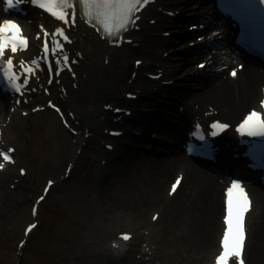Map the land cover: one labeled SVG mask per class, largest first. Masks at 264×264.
Wrapping results in <instances>:
<instances>
[{
	"label": "bare ground",
	"instance_id": "bare-ground-1",
	"mask_svg": "<svg viewBox=\"0 0 264 264\" xmlns=\"http://www.w3.org/2000/svg\"><path fill=\"white\" fill-rule=\"evenodd\" d=\"M199 2H201V0ZM157 5L158 7H164L165 10L168 11H180V17L186 22L200 13L211 11V8L208 7V5H197L193 7L191 6V1L159 0ZM157 9L158 8L154 9L153 7H150L145 12L143 15L144 20L140 24L142 27L141 33L135 32L130 37V39L135 40V43L131 46L124 47L121 50L112 49L106 43L102 42L92 30H88L87 27H84V25L81 24L79 32H75L73 34V37L77 39V43L71 48L74 51H80L85 60L83 63L81 61L82 64L80 66L75 67L77 80L80 84L79 91H73L68 88L69 94L66 101L55 98L56 103L61 107L66 109L72 107L76 110L77 114L80 116V118L76 120L80 121V127L89 128L90 132L88 133L101 135L102 127L111 126V116L113 115L112 113H107L104 110L102 111L101 102L108 99L111 103L119 105L115 108H122L120 106L127 104V100L125 99L127 92H125V89L130 88L132 91H137L139 88L146 85V90L148 91L146 95L149 98H153L154 103H144V101L142 102V99L138 103L132 104V106H134L133 108H135L136 117L126 121L129 126L125 129L121 128L122 131H125L124 139L122 138L123 140L120 142H118L119 140H114V143L120 147V150H122V154H120L118 158L111 157L109 160L112 164L117 166V170L120 171V175L125 173L130 163L133 160L139 159L141 152H143L139 149L138 151L140 152L133 151L134 153L131 154L128 149L130 145L138 141L143 142L145 138L148 137L152 129L157 127L160 128L158 130V132L160 131V134H164L165 130V137H168L167 135L169 133V135L173 136L169 141H174L177 145H180L183 135L187 132L186 129L193 123L195 117H204L203 113L205 111H210L208 109L206 110L207 106L213 105V107L219 111V115H222V117L228 120V123L236 122L249 106L257 103V97L260 95V88L258 87L264 83V74L252 70L250 66L243 73L244 76L242 78V82L238 86L237 97L235 95V87L232 86L233 80L228 78L227 80H224L226 70L223 69L224 67L230 66L231 60L228 61L223 56L217 59V63L213 67H210V69L208 68L207 71L203 73L194 74V76H192L193 74L190 75L192 73L191 70H185L184 82L179 84V87L184 85L182 90H178V87L168 88L163 86L161 83L156 82H151L147 85L146 73L153 69V67H157L158 62L162 64V69L166 72V78H169L168 80L163 81H171V79H181L183 76L177 75V73L183 68V66H185V64H187V62L192 61V59H186V54L190 51L188 49L182 54L181 57L183 59H180L181 57L178 59L175 57L166 61L161 57L162 51L169 50V47L176 52L179 49L176 45V40H169L166 39L165 36H162V30L170 28L178 30L181 28L182 31H184L186 23L179 24L178 21H172L171 18L169 19L164 15L159 14V12H156ZM191 10H193V12H191ZM0 17H4L2 8H0ZM147 19H149L148 23L146 22ZM153 19L158 21L159 26L157 28L150 25V20ZM40 22L48 24L51 20L45 17L43 20L40 19ZM183 36L185 37V34ZM34 53L35 52L31 51L29 52V55L32 56ZM134 56L139 57L134 60V63L135 61L145 60V64L140 69L141 74L136 83L131 86L128 83L127 76H129L130 71H135L134 63L133 66L130 65L131 59ZM175 60H179V62H176ZM84 75H86L85 79L83 78ZM69 81H71V79L65 80L64 83L68 84ZM153 86H158L161 93L167 94L168 98L163 99L160 93H156ZM196 87L200 90L202 88V90H205V92L208 93H203L201 95L191 93L190 90ZM53 90L57 91V87L54 86ZM0 97L3 99H10V96L3 94L1 89ZM44 98V96L38 97L39 100H43ZM69 100H71V104L67 102ZM6 106V102L3 104L0 103L1 113L5 111ZM150 106H154L156 111H162L163 107H168L171 110H174V112L177 111L175 114H178L182 118L177 117L179 121L176 120V118L171 120L158 113L157 120H155L156 117L153 113H147ZM21 109L18 110V113L26 110V107L22 105ZM64 113L67 115V110ZM100 114H103L106 118L104 120L98 119ZM2 120L3 115L1 114L0 121ZM24 122L25 121L21 117L16 118L15 114L14 122L10 124L8 132L10 131L12 134L18 133L21 136L24 130ZM70 123L76 125L74 121H70ZM75 129L79 130L78 125H76ZM59 131L61 134L58 143L59 158L67 157L72 159L73 151L67 143L68 133L65 129H60ZM85 131L86 130L84 129V134ZM135 131H140L143 134V138L135 136ZM4 134L5 133L3 131L2 135L4 136ZM227 135H229L228 138H234L233 129H231ZM9 140L16 143L14 138H10ZM16 147L17 154L19 152V147ZM102 153L104 152L100 151V154ZM229 156L230 154L228 150H226L223 153V161L220 163L219 167L224 171L242 174L240 164L230 162ZM224 160H228L229 165H227ZM162 161L163 162L151 161L146 165L144 163L145 174L153 180H162L166 179L168 175H171L175 171L182 170L183 173H185V181H183L182 185L186 184V187L188 188V192H186L187 195L185 194V198L180 203L177 201L175 202V200H171L168 195L164 197L161 192L154 193L155 202L159 203L161 206L160 208H162V221H169L167 223L170 225V217L173 218V216L169 215H171L176 209L181 212V226H185L186 229H188L195 222H191V219H193V213L198 212L197 215L200 217L212 219L209 222L208 220H204L205 223L209 225L210 231L214 228V232L216 226L219 229L220 221H218V214L221 209L222 215L224 214L223 195L221 199L223 189L222 182L220 181L221 175L209 172L208 170L199 167L195 163L191 162V160L185 155L164 159ZM207 167H210V165H207ZM12 170L13 168H9L5 172L0 173V176L12 173ZM117 174L112 176L113 179H109L111 176L104 175L102 173V168H100L97 176L98 185L101 187H111L110 183H113L115 177H119ZM27 176L28 174L25 177ZM251 191L254 196L255 204L253 206L252 213L249 215L248 222H250L251 227L247 241L248 248L246 246L245 251V259L247 250H249L248 264H264V249L261 247L264 243V196L259 190L254 188L251 189ZM104 207L110 208L109 205ZM110 209H113L109 212L114 219L122 221L127 218L125 223L128 224V227H135L137 220L134 218H128V213L124 214L114 208ZM177 222L178 221L176 219L173 220L174 224ZM220 228L222 231V218ZM153 231L154 234L159 233L156 229ZM123 233L126 232H120L119 234ZM119 234H117V236ZM113 235L114 232L111 231L108 236ZM196 235H198V232ZM106 242L107 240L104 245L100 247L101 255L103 257H110L112 261L116 262V264L136 263L135 258L132 255V240L128 245H125V249L123 251H113L111 246L108 247L106 245ZM211 242L210 245H212ZM210 245H204V248L199 252L194 260L195 264H205L208 256L206 254V250H208ZM217 252H219V247ZM159 254L160 250L153 253L154 261L152 264H162L161 260L163 256H159ZM116 255L118 257H116ZM192 261L193 260H191L190 263H192Z\"/></svg>",
	"mask_w": 264,
	"mask_h": 264
},
{
	"label": "rangeland",
	"instance_id": "rangeland-1",
	"mask_svg": "<svg viewBox=\"0 0 264 264\" xmlns=\"http://www.w3.org/2000/svg\"><path fill=\"white\" fill-rule=\"evenodd\" d=\"M159 9L163 10V7ZM189 26L190 24L187 23L186 33L189 31ZM166 32L168 31H163V33ZM170 34L173 37L168 39L176 40L175 35H181L180 32ZM170 48L162 52L165 59L178 57V54H174ZM195 66L196 64L192 62L183 66L177 73L183 77L174 82L182 84L185 70L193 69ZM226 77L225 75L224 79ZM183 86L181 85L180 89ZM71 87L75 89L74 86ZM190 92L195 95L208 93L197 87ZM6 103L4 114L8 112L9 107V103ZM105 103L109 104L108 101ZM23 120L25 122L21 136L18 133L12 134L6 131L7 137L16 140L20 149L18 159L21 165L19 167L26 168L29 176L16 190H11L10 185L18 179V168H15L9 176H0V198L4 201L0 213V264H116L111 258L101 255L100 247L106 240V245L109 246L111 239H115L118 232L122 231L131 232L136 236L132 247L136 262L138 260H145L146 264L148 262L149 256L142 258L141 254L142 245H144L146 249L151 247L160 250L159 256H163L162 264H195L194 260L204 245H210L212 241V245L206 250L208 256L205 264H209L215 249L217 250L221 230L216 226L214 232V228L210 231L209 225L204 220L209 222L212 219L200 217L197 215L198 212H195L191 219V222H195L186 229L185 226H181V212L175 209L169 215L173 216V218L170 217V225L167 223L169 221H162V208L155 202L154 193L161 192L166 197L169 184L177 171L168 175L166 179L153 180L145 174L144 163L146 165L151 161L163 162L164 159L176 156L177 152L165 150L161 153L163 149L158 145L162 141L154 140V133L150 132L143 142L138 141L130 145L128 149L131 154L139 149L143 152L139 159L131 160L127 171L121 175L116 165L112 163L108 166L102 165L103 161L107 162L106 154L97 155L101 149L104 150L100 141L105 140V134L101 138L95 136L93 140L82 141L81 145H85V150L88 152L85 153L84 158L79 159L71 178L61 183L62 173L68 161L62 160L63 158H59L58 155L57 139L60 124L57 116L49 112L23 118ZM106 128L103 127L102 132ZM68 143L74 146L76 140L68 138ZM74 151L76 155L82 152L77 147H74ZM120 154L122 150L119 147L117 152L111 154V157L118 158ZM180 155H183L181 151L177 156ZM101 165L107 170L106 176H111L109 179L118 173L119 177L114 178L113 183H110L111 187L98 185L96 172ZM48 178H54L59 183L41 206V226L33 233L23 248L22 254L18 255L16 245L22 239L24 226L31 221L30 207L34 199L40 195ZM186 192L188 188L185 184V189L183 186L175 196V202L180 203L185 198ZM103 204L124 214L128 213V218L137 220L135 227H128L125 223L127 218L122 221L114 219L109 212L113 209L104 207ZM153 213L160 214V219L155 224L151 222ZM219 214L218 221L221 219V210ZM174 219L178 221L176 224L173 223ZM154 227L159 233H150L152 236L150 240L146 234ZM111 231L114 235L108 236ZM197 232L198 235H196ZM261 247L264 249V243ZM247 259L249 260L248 253ZM191 260H193L192 263H190Z\"/></svg>",
	"mask_w": 264,
	"mask_h": 264
},
{
	"label": "snow or ice",
	"instance_id": "snow-or-ice-1",
	"mask_svg": "<svg viewBox=\"0 0 264 264\" xmlns=\"http://www.w3.org/2000/svg\"><path fill=\"white\" fill-rule=\"evenodd\" d=\"M25 0H5L6 11L14 9ZM142 0H79V4L83 6L84 16L98 20L103 25V30L108 34L109 38L119 39L126 31L131 30L135 26L134 21L139 17L135 16V13L139 10L138 6ZM264 3V0H261ZM32 4L37 5L40 8L46 9L59 21L64 24L70 23V14L62 9L61 6L67 5L71 7V0H31ZM75 16V13L71 14ZM71 22H75L74 20ZM58 34L63 36L64 41H69V36L65 34L64 30L58 29ZM28 41L22 37L21 28L12 20H4L0 24V70L4 71L5 77L12 83V87L16 92L21 91L20 76L14 71V62L12 59L5 60V50L11 48V52L15 53L18 47H28ZM57 47L63 48V44H57ZM44 53L49 51V45L46 42L44 44ZM55 51V50H53ZM63 62L69 64V56H63ZM33 63H38L33 61ZM55 63L60 65L61 61L56 60ZM139 63V62H138ZM21 67L23 65L21 64ZM49 71H52L51 63L48 64ZM64 69H58L63 71ZM69 70H71L69 68ZM31 72L32 69H26ZM231 75L235 77L237 73L231 72ZM24 85H27L28 81H22ZM59 111V109H57ZM213 128L227 129L226 123L213 124ZM237 131L240 134H247L248 136H264V116L260 113L253 111L247 118L239 125ZM215 135L216 133H212ZM3 159L12 162V157L7 153H3ZM4 167L0 164V169ZM51 183V182H50ZM180 181L177 180L173 185L172 191L175 192L176 185H179ZM43 200L44 198L41 197ZM250 210V200L246 193L245 188L242 186V182L233 181L231 186L227 189V215L224 218L226 224V230L223 233V252L217 258V264H228L230 257H242L245 249L246 242V229H245V216ZM36 228V224H33L29 231ZM123 239L126 241L130 239L128 235H124ZM240 264H244L243 258L240 260Z\"/></svg>",
	"mask_w": 264,
	"mask_h": 264
}]
</instances>
